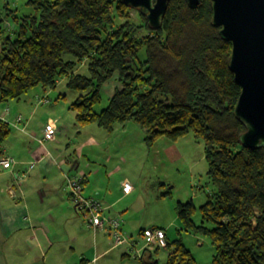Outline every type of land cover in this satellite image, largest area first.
I'll return each instance as SVG.
<instances>
[{"label": "trees", "instance_id": "1", "mask_svg": "<svg viewBox=\"0 0 264 264\" xmlns=\"http://www.w3.org/2000/svg\"><path fill=\"white\" fill-rule=\"evenodd\" d=\"M26 4L33 12L0 14V102L38 87L54 89L64 78L76 93L70 108L78 125L96 123L111 132L133 121L148 148L163 137L176 141L192 134L204 144L212 191L199 206L198 223L192 200L176 203L181 228L210 238L212 264H264V147L251 149L239 140L245 127L234 108L241 87L228 65L231 42L212 24L210 0L194 8L169 0L158 29L123 0ZM139 29L146 32L137 34ZM114 75L121 88L95 109L102 85ZM10 132L0 117V156ZM165 248L163 264H196L180 239L166 240Z\"/></svg>", "mask_w": 264, "mask_h": 264}, {"label": "rangeland", "instance_id": "2", "mask_svg": "<svg viewBox=\"0 0 264 264\" xmlns=\"http://www.w3.org/2000/svg\"><path fill=\"white\" fill-rule=\"evenodd\" d=\"M26 1L0 0V14L3 16L10 9L15 10L18 15L33 12V9L26 4ZM131 17L132 22L137 26L140 23V18L136 11L132 10ZM6 19L5 26H9L7 27V31H11L13 27L12 16L10 15ZM120 21L116 17L115 23L117 24ZM145 32L144 29H139L137 34H144ZM80 71L86 73L84 68ZM53 90L55 91L49 94L51 104H41L39 106L42 110V118H46L47 116L56 118L60 116V123H64L66 127L62 135L56 134L58 137L61 136L60 144L52 143L50 145V142L46 141L44 146L52 152H67L65 156L72 163L78 160L79 165L76 171L79 172L80 176L84 173L88 177L90 176V187L94 186V183L98 187H103V185L109 182L112 190L114 193L117 192V196L119 197L122 195L121 178L127 176L136 190L135 193L132 192L126 196L120 204L114 206L111 210H106L107 215L120 218L122 232L128 237L129 241L127 244L120 245V251H125L129 255L126 257V260L123 262L117 261L116 252L118 250H113L107 258V264H140L137 259L139 254L137 256L136 250H141L142 248L150 250L152 253L151 260H158V264H163L168 253L167 249L157 243L145 246L146 239L140 234L142 229L149 227L163 228L166 233V240L169 242L180 239L192 252L196 264H212L214 249L210 238L182 229L175 211L178 201L186 202L187 200H192L196 206L194 220L197 223L200 222L199 206L205 202L208 194L212 191V185L207 175L208 164L205 158L203 142L196 140L192 134L181 137L178 139V153L176 155L169 158L160 152V156L157 158L153 151L148 152L144 143L141 144V133L131 131L130 127L128 128L130 135H128V140L126 141L125 137L122 136L119 124L112 134L99 127L96 123L78 125L75 120V111L70 108V104L75 99L76 93L67 89L64 78L60 79L57 86L51 91ZM34 91L35 89H31L23 94L20 100L12 99L0 102V108L3 106L4 108H10V103L15 104L18 101H28L26 106L30 107L31 111L33 108L31 102L35 103V105L37 104V100L33 101ZM101 92L102 101L99 105L95 106V109L98 110L105 106L110 98L106 85L101 87ZM63 93L65 97L57 99L59 94ZM55 102H58L57 105H55ZM52 107H54L53 110ZM20 114H16L14 119H12L14 115H7L11 132L4 143L8 149H12V154L16 161L20 160L18 157L22 154L21 147L19 146L20 142L24 140L28 141L22 138L25 133L20 132V128L18 127L21 122L16 121V117ZM20 116L22 117V122H24L28 114L23 113ZM131 123L135 122L131 121ZM135 125L138 124L135 123ZM88 137H94L96 143L86 145L81 154L76 155L75 148ZM164 139L167 138H160L156 145H160ZM107 160H110V163ZM115 164H118L120 169L113 172L109 178L111 166L113 167ZM12 168L3 169L0 167V171L2 172L0 174V212L3 208L6 211H9L11 208L8 196L11 190L13 189L14 191L15 189L7 187L4 192V184L13 179L12 175L8 173ZM30 174H27L25 177L19 176V180L28 179ZM41 179L43 177L38 176L36 180L41 181ZM167 191H171V193L162 194ZM80 216L83 218L82 214ZM131 241L134 242L135 249H131ZM6 245L4 239L0 237V264H39V259L41 258L39 253L30 252L29 255H24L20 249L11 251L6 249ZM112 245L110 238L109 246ZM145 258H148V253L145 255Z\"/></svg>", "mask_w": 264, "mask_h": 264}, {"label": "crops", "instance_id": "3", "mask_svg": "<svg viewBox=\"0 0 264 264\" xmlns=\"http://www.w3.org/2000/svg\"><path fill=\"white\" fill-rule=\"evenodd\" d=\"M104 85L108 87L110 97L113 96L115 90L121 88L117 75L107 80L102 86L104 87ZM51 90L41 87L35 88L33 101L37 100V104L31 102L33 104L31 111L30 107L26 106L28 101H18L15 104L10 103V108H4V106L0 108V117L6 121L7 115H14L12 116L14 119L18 113L28 114L25 121L22 122V120L18 125L20 132L25 133L22 138L28 141L20 142L19 146L22 151L21 156L18 157L20 160L8 171L13 179L4 184V192L7 187H13L15 190L12 189L8 196L10 198V210L6 211L3 208L0 212V237L4 239L5 244H7L6 249L10 251L20 249L24 255H29L30 252L39 253L41 256L39 264H107V258L113 250H118L116 252L117 261L123 262L129 256L128 253L120 251V246H109L110 237L108 233L105 230L94 231L89 226L88 219L85 216L81 218V213L75 208L66 184V178L81 177L76 171L79 161L75 160L72 163L65 156L67 152H52L44 146L46 141L43 144L38 142L47 123L53 124L58 135H62L66 127L64 123H60V116L42 118V110L39 106L51 104L49 94L55 91ZM60 96L59 94L57 99L61 98ZM57 103L55 102V105ZM119 125L126 141L130 135L128 132L130 127L131 131L141 133V144L144 143L146 146L145 133L141 127L131 123V121ZM117 126L110 132L111 134L115 132ZM58 135H55L53 140H48L50 145L52 143L60 144L61 136L58 137ZM94 143H96L94 137H88L75 148L76 155H80L86 145ZM156 143L151 148L146 146V149L148 152L153 151L157 158L160 156V152L169 158L178 153V140L164 139L160 145H156ZM2 155L13 156L12 149H8L7 145H4ZM110 160L107 162L110 163ZM28 163H34V166L29 168ZM119 169L118 164L111 166L109 178L113 172ZM29 173L31 174L28 179L19 180V176L25 177ZM38 176H42L43 179L41 181L36 180ZM82 176L83 195L99 198L107 206V210H111L120 204L126 196L136 191L133 187V191L128 194L122 192V195L118 197V193H114L109 182L103 187H98L96 183L90 187V176L88 177L85 173ZM128 179L127 176L121 178V191L123 181ZM170 187L172 188V186ZM133 246L136 248L135 244ZM147 253L148 258H145ZM141 257L148 264L155 261L154 259L151 260L152 253L147 249H143L137 257L140 264H143Z\"/></svg>", "mask_w": 264, "mask_h": 264}, {"label": "water", "instance_id": "4", "mask_svg": "<svg viewBox=\"0 0 264 264\" xmlns=\"http://www.w3.org/2000/svg\"><path fill=\"white\" fill-rule=\"evenodd\" d=\"M144 15L152 29L162 25L169 0H123ZM196 7L200 0H186ZM212 24L231 42L228 59L241 87L234 113L245 130L239 140L245 147H264V0H210Z\"/></svg>", "mask_w": 264, "mask_h": 264}, {"label": "built area", "instance_id": "5", "mask_svg": "<svg viewBox=\"0 0 264 264\" xmlns=\"http://www.w3.org/2000/svg\"><path fill=\"white\" fill-rule=\"evenodd\" d=\"M42 100V99H40ZM17 122L22 121V117L18 115L16 117ZM57 133V129L51 123H47L43 128L42 136L38 139V142L43 144L45 141L53 140ZM17 163L16 159L10 155L0 156V166L3 169H10ZM34 163L29 164V168H32ZM81 177H67L66 184L70 191V196L73 200L75 208L83 216L88 219L89 226L94 230H105L111 238L113 246H120L129 243L128 237L124 235L121 228L120 218L106 214L107 206L96 197H86L82 193V181ZM133 186L128 180H124L122 183V192L128 194L132 191ZM142 237L146 239V245L153 243L159 244L161 247H165L166 234L165 230L159 227H149L142 231ZM131 249H135L131 241ZM141 250H136L137 254H141Z\"/></svg>", "mask_w": 264, "mask_h": 264}]
</instances>
